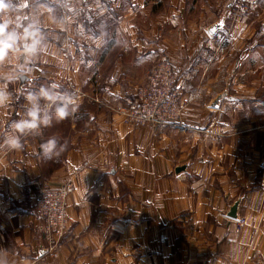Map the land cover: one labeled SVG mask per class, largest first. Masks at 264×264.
Returning <instances> with one entry per match:
<instances>
[{"label": "crops", "instance_id": "0c3cea01", "mask_svg": "<svg viewBox=\"0 0 264 264\" xmlns=\"http://www.w3.org/2000/svg\"><path fill=\"white\" fill-rule=\"evenodd\" d=\"M238 2L16 0L49 45L32 82L85 96L23 150L0 149V249L15 264H264V0L235 14ZM163 59L178 71L182 126L123 125L114 110ZM23 103L0 110V127ZM53 135L66 147L45 158ZM67 180L68 226L49 251L36 185ZM236 200L241 231L223 215Z\"/></svg>", "mask_w": 264, "mask_h": 264}, {"label": "clouds", "instance_id": "9594fccd", "mask_svg": "<svg viewBox=\"0 0 264 264\" xmlns=\"http://www.w3.org/2000/svg\"><path fill=\"white\" fill-rule=\"evenodd\" d=\"M16 0H0V110L20 104L17 118L0 127V149L21 151L24 139L39 136L44 128L72 117L80 108L78 96L56 85L35 84L30 78L32 65L48 52V42L38 19L25 22ZM29 77L30 87L10 90V85ZM66 147L55 136L40 144L43 157L58 156ZM0 264H15L0 249Z\"/></svg>", "mask_w": 264, "mask_h": 264}, {"label": "built area", "instance_id": "2783aa9c", "mask_svg": "<svg viewBox=\"0 0 264 264\" xmlns=\"http://www.w3.org/2000/svg\"><path fill=\"white\" fill-rule=\"evenodd\" d=\"M67 8L74 0H42ZM250 0H239L235 14L246 13ZM178 71L174 64L163 59L148 72L146 81L135 90V100L126 107L118 109L123 123L131 126H182L181 118L185 105L180 101L176 82ZM78 96H85L79 93ZM98 101V99H95ZM35 193V212L43 223L48 250L54 251L68 226L67 199L72 194L71 180L60 186L37 183ZM245 221L236 220L238 231ZM260 252L255 250L252 259H259Z\"/></svg>", "mask_w": 264, "mask_h": 264}, {"label": "water", "instance_id": "95a60500", "mask_svg": "<svg viewBox=\"0 0 264 264\" xmlns=\"http://www.w3.org/2000/svg\"><path fill=\"white\" fill-rule=\"evenodd\" d=\"M222 20H220V22H217L215 24H213L212 26L208 27L205 29L206 34L209 37H213V34L217 31V29L219 27H222ZM27 77H25L24 79H22L20 81V83H24L26 81ZM218 101V100H217ZM217 101L214 104H211L210 107L212 108H218L219 107V103H217ZM181 168H177V171H180ZM238 204L239 201H234L233 204L230 206V209L228 210V212L223 213L224 216L233 219V220H240V216L238 215ZM44 251H46V248L44 249Z\"/></svg>", "mask_w": 264, "mask_h": 264}, {"label": "rangeland", "instance_id": "374dc122", "mask_svg": "<svg viewBox=\"0 0 264 264\" xmlns=\"http://www.w3.org/2000/svg\"><path fill=\"white\" fill-rule=\"evenodd\" d=\"M146 79H147V77H146ZM145 81H146V80H145ZM145 81H144V82H145ZM144 82H143V83H144ZM143 83H142V84H143ZM79 93H83V92H79ZM119 108H121V107H119ZM119 108H116V109L114 110V112L119 116V118H120V122H121L123 125H125V126H126V125H127V126H131V125H128V124L123 123V121H122V119H121V116H120L119 113H118V109H119ZM133 127H146V126H133ZM150 127H151V126H150ZM67 181H68V180H67ZM71 182H72V180H71ZM41 183H42V182H41ZM43 184H44V183H43ZM63 184H64V183H63ZM72 184H73V182H72ZM47 185H48V184H47ZM61 185H62V184H61ZM73 188H74V184H73ZM73 190H74V189H73ZM72 192H73V191H72ZM35 193H36V191H35Z\"/></svg>", "mask_w": 264, "mask_h": 264}, {"label": "snow or ice", "instance_id": "6c2138e0", "mask_svg": "<svg viewBox=\"0 0 264 264\" xmlns=\"http://www.w3.org/2000/svg\"><path fill=\"white\" fill-rule=\"evenodd\" d=\"M25 6H27V5H25Z\"/></svg>", "mask_w": 264, "mask_h": 264}]
</instances>
